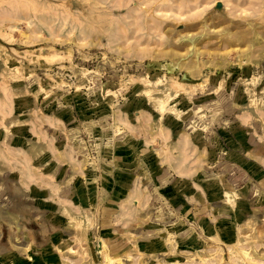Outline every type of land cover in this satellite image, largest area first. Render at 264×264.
<instances>
[{
  "label": "rangeland",
  "instance_id": "1",
  "mask_svg": "<svg viewBox=\"0 0 264 264\" xmlns=\"http://www.w3.org/2000/svg\"><path fill=\"white\" fill-rule=\"evenodd\" d=\"M165 83L188 91L161 111L146 90ZM242 128L264 135V0H0V264H264L238 234L256 223L264 252V189L226 233L215 212L141 218L157 148L186 137L198 176L218 174ZM128 172L153 199L128 202L113 255L96 220Z\"/></svg>",
  "mask_w": 264,
  "mask_h": 264
},
{
  "label": "crops",
  "instance_id": "2",
  "mask_svg": "<svg viewBox=\"0 0 264 264\" xmlns=\"http://www.w3.org/2000/svg\"><path fill=\"white\" fill-rule=\"evenodd\" d=\"M223 134L220 144L224 149L222 158L225 162L222 172L218 174L210 173L211 171L206 169L204 176H198L202 171L196 162V145L190 143L186 137L181 140L185 143L172 146L173 150H169L168 155L163 150L164 146L157 148V152L161 154L158 155L159 167L154 181L159 196L157 205L151 212H188L190 217H207L216 213L219 214V224L226 230L225 233L228 230L234 231L231 229L233 222L240 219L242 212L253 209L250 202L254 200V192L259 188L264 189V135L255 134L248 128L236 129L232 134ZM115 178L114 183L107 184L108 193L113 186H116L117 191H113L106 199L107 203L100 206L98 212L103 213L97 216L96 220V226L98 225L103 235V238L98 240V246L102 244L101 240H106L113 255L119 253L120 247L112 234L125 233L124 222L128 217L125 212H132L128 202L136 204L139 201L151 205L153 199V195L144 192L143 188L140 192L135 191L134 185H130L128 181L129 172L122 176L118 173ZM239 179L242 182H239ZM111 184L114 185L110 188ZM226 192H234L237 195L229 202ZM247 193L252 194V197L249 196L245 200ZM234 212H238L237 215ZM210 225L214 228V224ZM91 231H88V237ZM230 235L231 233L228 234Z\"/></svg>",
  "mask_w": 264,
  "mask_h": 264
},
{
  "label": "bare ground",
  "instance_id": "3",
  "mask_svg": "<svg viewBox=\"0 0 264 264\" xmlns=\"http://www.w3.org/2000/svg\"><path fill=\"white\" fill-rule=\"evenodd\" d=\"M192 38V37H191ZM192 40V39H191ZM191 43H192V41H191ZM193 44V43H192ZM143 79V78H142ZM143 81V80H142ZM158 82H159V80H158ZM151 83V82H150ZM149 83V84H150ZM162 83V82H161ZM156 84V83H155ZM159 87V86H158ZM251 89V88H250ZM158 90H161V91H158ZM148 93H149V99L151 100V102H152V105L154 106V109H157V110H161V111H163V110H166L167 108H170V109H174V106L173 105H171V103H170V101H171V97H172V95H177L178 93H184V92H186V91H188V88H186V86L185 85H181L180 87H178V89H174V87H172L171 86V84L170 83H165L164 84V88H161V89H156V88H152V87H149V88H147V90H146ZM192 96V95H191ZM182 110V109H181ZM234 193V192H233ZM227 193L226 192V199L230 202V201H232V200H234V198H235V196L237 195L236 193ZM224 199V198H223ZM226 202V201H225ZM234 203V202H233ZM32 208V207H31ZM260 214V213H259ZM151 215H152V212H146V213H144L142 216H141V218L142 219H147V218H149V217H151ZM261 215V214H260ZM263 215V214H262ZM264 216V215H263ZM262 217V216H261ZM3 218V217H2ZM4 219V218H3ZM76 223L77 224H72L73 226L75 225V227L77 228V234H79V225L81 226V224H80V221L79 220H76ZM255 224L256 223H252V222H250V221H247L246 222V225L247 226H240L239 228H238V234H239V238L241 239V240H243L244 238L245 239H247V240H250V238H251V234L253 235V237H252V241H251V244H252V248H251V252H252V254H255V255H257L260 259H262V260H264V252H261V251H259V250H257V248H256V246H255V243H254V238H256V240L257 241H260V239L261 238H263V237H261L262 235H260V234H258V230L259 229H256V227H255ZM11 225V224H10ZM71 225V226H72ZM257 225V224H256ZM248 227H253L254 228V232L253 233H249L248 232V230L247 231H244L245 230V228H248ZM13 229V228H12ZM26 229V228H25ZM45 230H47V229H45ZM44 230V231H45ZM134 231V230H133ZM46 233V232H45ZM171 235V234H170ZM249 238V239H248ZM15 239V238H14ZM11 240H12V238H11ZM12 244H14V246L15 247H17L16 249H18V247H24L23 245H22V242L19 240V239H16V240H14V243H12ZM24 244V243H23ZM26 245H28V244H26ZM133 246H134V244H132ZM24 249H29V246H26ZM20 250V249H19ZM60 250V252L63 254V256H65V255H70V254H72V253H75V250H74V248L73 247H67L66 249H59ZM22 251V250H21ZM27 251V250H26ZM180 255H185L186 257H188L186 254H184L182 251H180ZM249 254H250V252H249ZM111 257L113 256L112 254L110 255ZM119 256H120V254H119ZM178 256H179V254H178ZM29 258H30V256H29ZM113 259V258H112ZM178 259V258H177ZM120 260H121V262H122V264H128L126 261H124V257H120ZM148 261H149V257H147L146 259H144L142 262H144V264L145 263H148ZM64 262H67V259H64ZM261 264H263V262L261 261Z\"/></svg>",
  "mask_w": 264,
  "mask_h": 264
}]
</instances>
